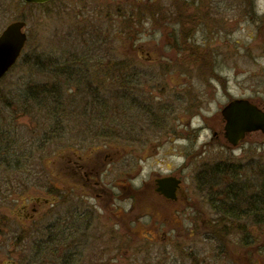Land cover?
<instances>
[{"label":"flooded vegetation","instance_id":"1","mask_svg":"<svg viewBox=\"0 0 264 264\" xmlns=\"http://www.w3.org/2000/svg\"><path fill=\"white\" fill-rule=\"evenodd\" d=\"M168 1H125L127 51L114 47L108 6L104 27L84 32L69 61L61 59L75 93L85 95L79 117L87 129L77 138L85 154L59 170L72 193L43 181L45 197L0 217L4 264H31L42 253L55 264H254L264 176L239 152L264 134L227 131L239 102L264 112L255 45L236 38L238 24L255 26L258 15L249 0L241 19L238 0ZM143 33L152 42L137 46Z\"/></svg>","mask_w":264,"mask_h":264},{"label":"rangeland","instance_id":"2","mask_svg":"<svg viewBox=\"0 0 264 264\" xmlns=\"http://www.w3.org/2000/svg\"><path fill=\"white\" fill-rule=\"evenodd\" d=\"M125 1L55 0L44 7L24 5L16 7V0H0V35L9 24L16 21L26 22L28 34L27 47L20 62L0 83V145H5L8 141V144L17 141L23 153L27 152V155L29 154L32 157L33 151H35L36 158H34L35 161L31 158L29 165H27L31 168L30 178L27 175V170L29 169L27 166L26 172H14V174L8 173L9 176L7 174L2 176L1 179L3 181L0 183V187H5L6 185L3 189L5 195H2V197H5L9 202L2 205L3 201L1 202L2 197L0 196V210L2 211L0 216H3L4 213L7 214V211H16L24 206L29 207L30 197H45L47 190L43 181H46L50 187L57 184L62 189L72 193V190H69L71 186L70 176L60 175L59 170L62 164L66 165L68 161H74L85 154L84 151H78L81 139H77L87 129L84 125L86 119L79 117L81 108L86 101L84 99L85 95H81L78 92L76 94L74 89L68 91L69 96H67L66 101L70 102L71 105L69 107L66 104V106L70 108V116L65 118V120H63L64 118H59L58 122L47 123L49 128L47 129L45 125L46 128L42 131L47 133L46 136L41 132V129L37 128V123L39 121L45 122L46 119L41 117L36 123L29 115L23 114L21 105L24 101H28V97L33 96V87L43 88L47 85L51 87L54 84L48 72L49 63H58L62 58L69 61L68 58H70L71 54L68 53H71L72 48H77L78 44L87 38L84 37L86 36L84 32L92 31V27H104V23L108 20L105 19L101 11H106L108 6L109 10H111L109 13L111 19L109 21L114 47L119 53L127 51L133 38L127 39L128 36L123 32L125 24L121 17L124 16L125 9H127ZM249 1L255 6L259 21L255 26L248 25L246 22L238 24L240 30L236 34V38L242 43H249L251 47L255 45L252 49L256 58L254 69L256 96L258 101L264 103V39L262 35L264 34L262 29L264 28V0ZM228 2L234 3L232 0H228ZM162 3L167 6L169 1L163 0ZM229 3L226 1L225 5ZM238 4H240V14L236 13V15L241 19L243 14L242 0H238ZM133 8H135V5ZM127 10L129 11V9ZM229 15L231 16L230 13L225 12L222 16L226 17ZM244 20L246 18L242 21ZM145 27L149 29L148 24ZM250 29L252 30L251 35L255 36L254 41L250 39L251 35H247L246 30L249 32ZM261 29L262 37L259 38L260 35L258 33ZM137 41V46H144L149 45L152 42V38L143 33V35L138 36ZM81 49H83L82 46L80 49L78 47V50ZM63 53L64 55H62ZM116 57V59L121 58L119 55ZM247 61V58L239 57V65L241 67L243 62L246 64ZM243 69H245V66L241 70ZM110 97L113 98L112 96ZM115 119L117 123L121 122L118 118L115 117ZM97 127L99 128V126ZM258 138L252 151H245V153L240 151L239 155L241 160H254L255 175L264 176V144H261L264 140L262 137ZM47 139L51 141L49 142ZM114 143L117 144V142ZM34 163H37L38 169L34 168ZM151 169L159 170L157 167H152ZM160 172L167 173L165 168ZM34 174L36 175L35 177ZM8 183L9 187L7 186ZM263 199L264 197L257 198V201ZM60 207H55V209ZM261 218L263 219V217ZM101 234H105L109 239L111 238L110 231L107 229H103ZM42 238L40 235L37 237L40 240ZM244 238L240 236V239ZM254 247V264H264L263 227L262 229H258V227L255 229ZM27 248V243H24L20 249L25 251ZM117 249L125 252L128 246L117 245ZM128 253L132 255L133 252ZM130 254L129 256H131ZM115 255H118V253H115ZM4 263H6L5 259L0 258V264Z\"/></svg>","mask_w":264,"mask_h":264},{"label":"trees","instance_id":"3","mask_svg":"<svg viewBox=\"0 0 264 264\" xmlns=\"http://www.w3.org/2000/svg\"><path fill=\"white\" fill-rule=\"evenodd\" d=\"M16 7L21 6H28L25 5L23 0H16L15 2ZM43 7V6H38ZM147 12L149 14H152L151 8H146ZM60 62H54L49 63L48 72L50 73V77L52 82L54 83L51 87L48 85L45 87H33L32 93L33 96L28 97V101H24L21 105V111L25 115H29L36 123L39 121V118L44 117L46 119L45 122L39 121L37 123V128L41 129V132L47 127L49 128V125L47 123L51 122H58L59 118H67L70 116L69 109L66 104L71 105L70 102L66 101L67 96H69L68 91L73 90L72 86V73L70 70V64L68 66L64 65V62L62 60H59ZM46 68V67H45ZM66 90V91H65ZM55 107V108H54ZM72 114V113H71ZM61 116V117H60ZM72 117V116H71ZM55 124V123H54ZM46 125V127H45ZM43 133V132H42ZM44 136L47 135V133H43ZM49 139H47L48 141ZM51 140H49L50 142ZM7 142V141H6ZM9 142V141H8ZM8 142L5 145H0V183H2V176L4 174H7L9 172H24L26 171L27 164L26 159L27 156L25 155V152L23 153L19 148V143H9ZM48 142V143H49ZM11 144L13 145L11 147ZM34 147V146H33ZM33 156H29V159L32 158L33 161H35V151H33ZM35 158V159H34ZM34 168H37V163L33 164ZM38 169V168H37ZM36 175L34 174V177ZM9 187V183L7 184ZM6 187V185H5ZM5 187H0V196L5 195V192L3 189ZM3 201L2 205L9 202L6 200L5 197H2L1 202ZM257 209H262L264 212V199L261 201H258L257 203ZM258 215V213H257ZM264 217V214L261 215ZM3 217V216H0ZM31 264H55L50 261H47L50 259V256L48 254H40L34 256L32 258ZM21 264H28L26 259H23Z\"/></svg>","mask_w":264,"mask_h":264},{"label":"water","instance_id":"4","mask_svg":"<svg viewBox=\"0 0 264 264\" xmlns=\"http://www.w3.org/2000/svg\"><path fill=\"white\" fill-rule=\"evenodd\" d=\"M53 0H23L25 5L45 6ZM28 43L27 24L16 21L9 24L0 35V82L17 65ZM237 109V105H236ZM228 133L239 127L240 132L264 134V112L256 106L239 102V114L229 117Z\"/></svg>","mask_w":264,"mask_h":264},{"label":"bare ground","instance_id":"5","mask_svg":"<svg viewBox=\"0 0 264 264\" xmlns=\"http://www.w3.org/2000/svg\"><path fill=\"white\" fill-rule=\"evenodd\" d=\"M55 0H53L52 2H54ZM52 2H50V4L52 3ZM47 5H49V4H47ZM47 5H45V6H47ZM21 60V59H20Z\"/></svg>","mask_w":264,"mask_h":264}]
</instances>
